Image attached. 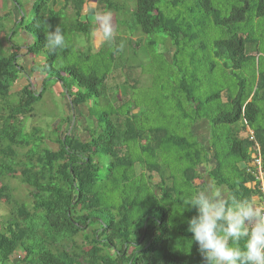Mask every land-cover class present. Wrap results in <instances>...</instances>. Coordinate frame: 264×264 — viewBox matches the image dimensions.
I'll return each instance as SVG.
<instances>
[{
  "label": "trees",
  "instance_id": "trees-1",
  "mask_svg": "<svg viewBox=\"0 0 264 264\" xmlns=\"http://www.w3.org/2000/svg\"><path fill=\"white\" fill-rule=\"evenodd\" d=\"M97 2L124 17L125 33L147 35L144 51L168 72L152 81L155 98L134 97L137 80L109 87L110 75L144 37L114 36L93 52L77 44L91 34L85 16L97 7L90 0H34L27 24L18 9V27L6 37L11 52L0 54V199L11 206L0 230V264H203L187 230L197 213L179 206L204 189L200 168L208 167L206 176L225 198H262L247 168L256 143L264 162V69L251 50L255 33L264 32V0ZM45 22L65 32L70 47L63 53L50 55L44 47ZM18 29L34 42L12 44ZM122 39L132 45L123 48ZM166 43L174 48L171 61ZM21 56H43L39 91ZM138 68L146 73L141 63ZM23 74L28 82L12 103V87ZM53 81L71 105L89 106L97 127L88 129L87 140L58 126L55 149L41 128L25 131L24 119ZM102 93L114 106L96 112L93 101ZM201 121L210 126L206 143L192 131ZM247 128L253 140L241 135ZM8 175L28 188L31 208L12 197L3 182Z\"/></svg>",
  "mask_w": 264,
  "mask_h": 264
},
{
  "label": "rangeland",
  "instance_id": "rangeland-1",
  "mask_svg": "<svg viewBox=\"0 0 264 264\" xmlns=\"http://www.w3.org/2000/svg\"><path fill=\"white\" fill-rule=\"evenodd\" d=\"M91 5L90 7H97L93 14H88L85 16V20L91 22V34L88 39L81 40V38L77 39V44H81L83 41L84 46L90 45L91 51L96 52L100 49L102 44L105 42L101 38V34L98 31L99 28V20L98 17L102 16L103 14L107 13L104 10L103 6H101L97 0H90ZM116 2H123L124 0H115ZM18 3L19 7L15 8L14 4ZM31 2V0H0V14L5 16L6 18L0 19V54L2 56H8L11 52L10 45L6 42V37L8 36L7 40L10 39L12 31L18 27L17 24V15L16 11L19 9L22 14L24 15V24L30 22L34 16V10L31 8H27V5ZM73 12L72 5L68 8L69 15ZM87 11H84L83 16L86 15ZM124 17L120 14L111 13V25L114 29V36L116 38L118 36H122V38H130L136 42L140 38H143L142 41L137 46V51L134 53L128 52L126 54V61L123 66H120L117 70H115L108 79L109 87H118L121 86V89L124 87L123 84H127L128 86H132L134 84V80L138 81L137 88L132 91L134 97H138L139 99H144L145 97L155 98L157 95V90L153 87L154 83L152 81H157L159 77L163 75L164 72L167 70H159L158 63L159 58L155 55L150 57L144 49L148 43V36L135 34L131 36L130 34L125 33V25H124ZM261 33V35H260ZM260 35V36H259ZM113 36V37H114ZM255 37L258 40V44L256 47H252L253 55L255 56L256 64H260V66L264 69V32L259 31V33H255ZM3 39V40H2ZM35 37L29 33H26L24 30L17 31L16 35L13 36L12 44L20 47L24 46L25 44H30L34 42ZM123 40V39H122ZM3 41V44L2 42ZM120 41V39H119ZM123 48H128L129 43H126L125 40L122 41ZM132 45V44H130ZM129 45V46H130ZM166 52L165 57L171 61V56L174 52V48L169 43H166ZM163 46H160V49H163ZM136 49V48H135ZM159 51V45H156L155 53ZM20 55L24 53V51H19ZM27 56H21V58L25 59ZM41 59V61L37 62L36 59ZM19 60V63L25 66V60ZM34 62H29L30 59H27V70L29 77L33 83V86L36 90H40L42 87V81L45 78V74L41 71L38 64L42 63L44 60L43 56L39 57H31ZM23 62V63H22ZM142 64V69L146 71L143 72L140 68H138L139 64ZM32 65H35L33 71L30 72V68ZM168 72V71H167ZM173 74L171 77H173ZM169 75V74H168ZM27 78L25 75H21L16 83L12 87V94L9 96V100L12 103H15L19 99L18 92L20 89L27 84ZM117 89V88H116ZM129 90V89H128ZM109 93L112 95V91ZM130 93V91H129ZM114 95V94H113ZM225 96V93L223 94ZM118 96V95H116ZM115 97V95H114ZM69 97L63 94V90L59 84H55L54 81L51 82L46 91L43 94V97L34 104V114L31 117L24 119V128L26 132H31L33 128H41L40 136H46L47 144L52 148H58V145L51 142L54 140L52 130L58 126H62V134H65L66 131L72 130L80 138L87 140L90 137V132L88 129H94L97 127V123L94 118L90 115L89 106L82 104L77 107L75 105H71ZM113 99H109L106 94L102 93L99 98L93 101L95 104V111H103L106 110V107L114 106ZM1 105V100H0ZM192 131L194 135L199 139L201 143H206L207 138L209 136L210 126L205 121H201L196 123L192 126ZM243 131L241 135L244 137L245 134ZM45 146V145H43ZM20 150V149H19ZM22 152L25 150H21ZM208 168L206 166H202L200 168L201 174H203V180L205 182L204 189L211 188L214 191H219L222 197H226L218 188L214 186L212 181L206 176L205 169ZM3 182H5L10 188V194L12 197L18 201L19 203H26L29 208H31V197L28 192V188L23 185L19 178H13L12 176L8 175L4 178ZM201 180H197V183H200ZM11 212V206L5 201L4 198L0 199V230L3 229L4 221L9 217Z\"/></svg>",
  "mask_w": 264,
  "mask_h": 264
},
{
  "label": "clouds",
  "instance_id": "clouds-1",
  "mask_svg": "<svg viewBox=\"0 0 264 264\" xmlns=\"http://www.w3.org/2000/svg\"><path fill=\"white\" fill-rule=\"evenodd\" d=\"M98 20L102 40L111 42V13ZM50 29L47 24L44 47L50 55L63 53L70 47L65 32L59 25ZM180 201V212L195 209L197 213L188 220L187 230L198 245L203 264H264V204L251 198H225L211 188Z\"/></svg>",
  "mask_w": 264,
  "mask_h": 264
},
{
  "label": "built area",
  "instance_id": "built-area-1",
  "mask_svg": "<svg viewBox=\"0 0 264 264\" xmlns=\"http://www.w3.org/2000/svg\"><path fill=\"white\" fill-rule=\"evenodd\" d=\"M248 137L252 140L254 139L252 131L249 132ZM247 171L250 172L258 182V187L262 194L261 204H264V162L261 155V149L257 143L255 145V152L252 155L251 165L247 168Z\"/></svg>",
  "mask_w": 264,
  "mask_h": 264
},
{
  "label": "crops",
  "instance_id": "crops-1",
  "mask_svg": "<svg viewBox=\"0 0 264 264\" xmlns=\"http://www.w3.org/2000/svg\"><path fill=\"white\" fill-rule=\"evenodd\" d=\"M33 1H34V0H31V2L27 5V8H28V9H29V8H32ZM13 7H14V6H13ZM14 10H15V7H14ZM16 15H17V17H16L17 19L21 17V15H20V13H19L18 10L16 11ZM0 36H1V34H0ZM2 40H3V39H2ZM27 44H28V43H27ZM26 58H27V59H30V61H29L30 63H31V62H34V60L31 59L30 56H29V57H26ZM26 58H25V59H26ZM25 59H24V60H25ZM27 59L25 60V61H26L25 66H26V64H27V62H28ZM36 60H37V62L41 61V59H39V58L36 59ZM29 62H28V63H29ZM25 69H26V70H29L27 67H25ZM205 122L208 123L207 121H205ZM250 131H251V130H250L249 128H247L246 131H245L244 133H242V134H245L244 137H246V136H248V134H249ZM254 200H255L258 204H261V202H262V198L259 197V196H255V197H254Z\"/></svg>",
  "mask_w": 264,
  "mask_h": 264
}]
</instances>
